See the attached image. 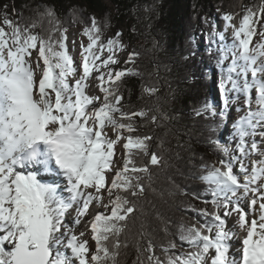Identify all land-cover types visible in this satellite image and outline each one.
Instances as JSON below:
<instances>
[{"label":"snow or ice","instance_id":"1","mask_svg":"<svg viewBox=\"0 0 264 264\" xmlns=\"http://www.w3.org/2000/svg\"><path fill=\"white\" fill-rule=\"evenodd\" d=\"M221 18L232 39L216 31L210 39L219 37L220 94L225 107L242 98L247 109L232 125L235 148L209 137L222 158L201 165L200 179L212 195L198 210L204 221L182 225L181 250L169 240L163 259L152 241L138 244L136 264H264V0L246 6L238 23L229 13ZM81 35L87 43L81 41L77 59L54 8L37 10L26 24L6 12L0 20V264H117L127 247L120 237L136 211L134 198L144 192L142 174L161 162L150 153L152 137L136 134L137 120L147 119L149 110H125L120 91L126 77L139 75V54L129 52L125 66L116 67L125 48L122 33L105 40L94 16ZM142 92L156 89L143 86ZM208 113L216 115L211 102L196 111ZM36 166L44 173L58 169L68 195L38 179ZM73 207L69 227L65 220ZM82 225L85 231L77 234L74 228Z\"/></svg>","mask_w":264,"mask_h":264},{"label":"trees","instance_id":"2","mask_svg":"<svg viewBox=\"0 0 264 264\" xmlns=\"http://www.w3.org/2000/svg\"><path fill=\"white\" fill-rule=\"evenodd\" d=\"M223 1L0 0V19L6 12L21 24L36 18L37 10L43 11L45 6L55 9L66 30L84 27L94 16L105 40L119 31L128 53L139 54L135 61L139 75L126 77L120 91L125 97V110H149L147 119L137 120L136 134L152 137L150 153L156 152L161 162L149 165V173L142 174L144 192L134 198L136 211L120 237L127 247L120 249L117 264H136L138 244L146 247L149 240L161 259L162 247L169 240L178 244V253L180 227L204 221L198 210L206 207L204 201H211L212 195L200 179L205 174L201 165L222 158L209 137L223 142L225 115H220L224 112L221 107L215 116H197L196 111L211 102L212 87H219V37L212 43L210 39L213 31L219 33L213 16ZM257 3L259 0H243V10ZM223 14L220 11L221 17ZM36 31L41 29L37 27ZM198 37L203 40L201 46L196 42ZM123 62L119 68L125 66ZM143 86L155 87V94H144ZM152 115L157 117L155 123ZM148 159L150 154L138 159V166ZM182 248L188 249V245L183 243Z\"/></svg>","mask_w":264,"mask_h":264},{"label":"rangeland","instance_id":"3","mask_svg":"<svg viewBox=\"0 0 264 264\" xmlns=\"http://www.w3.org/2000/svg\"><path fill=\"white\" fill-rule=\"evenodd\" d=\"M242 1L243 0H225V2H222L221 5H220V11L221 13H229V14H233V10H234V7L237 6L238 8H240V10H238L235 14H233V17L235 19V21L238 23V20H239V15H241L242 13V10H243V6H242ZM231 6V7H230ZM233 9L232 11H229ZM220 11H217L215 13V15L213 16V19L216 23V30L217 31H220V32H225V29L222 31V29L224 28L223 26V22L221 21V16H220ZM2 20V19H0ZM78 31L79 35H81V31L83 29V26L81 25H78L72 29H69L71 31H74L76 30ZM69 30H67V34L69 36ZM125 30V27L122 28V31ZM228 31L225 32V35L227 36V42L230 43V38H231V35H228ZM196 42L198 44V46H201L203 44V40L198 37L196 39ZM219 44V38H218V41H217V46ZM71 45V42L69 41L68 39V46ZM70 54H73L71 51H70ZM128 54V50L126 49V47L124 48L123 51H121L120 53H118L117 55V59L120 61V63L116 66L119 68L120 64L125 60L126 56ZM77 57V56H76ZM78 59V58H77ZM230 61H226L225 62V65H227V63H229ZM96 94H99L98 90H96ZM230 97H234V94H230ZM211 103L214 105V109L215 110H218L220 107L221 109L224 110V113H225V122H224V125H223V128H222V138H223V142L226 144L227 142H225L226 140L228 139H231V134L233 132V128H232V125L234 123V121L238 118L237 116H240L242 115V111L240 112H237L236 109L238 107H241V104H243V99L241 98L240 100H235V99H230V103L227 107H225L224 103H223V98L221 97V94H220V90L219 88L213 86L212 87V90H211ZM259 139V137L257 138ZM117 152H118V161L120 163H122V154H123V149L121 148H118L117 149ZM237 167V170H238V165L236 166ZM61 193V195H63V192L59 191ZM107 201L105 200V203ZM104 210V209H103ZM102 212V211H101ZM70 214H73V211L69 210L67 216H66V220H65V223L69 226V223H68V219H69V216ZM234 223V220L233 219H229L228 221V227L231 228L232 225ZM70 227V226H69ZM238 231V230H237ZM88 237L90 238V232H88ZM237 246V244H236ZM239 247V246H237Z\"/></svg>","mask_w":264,"mask_h":264},{"label":"bare ground","instance_id":"4","mask_svg":"<svg viewBox=\"0 0 264 264\" xmlns=\"http://www.w3.org/2000/svg\"><path fill=\"white\" fill-rule=\"evenodd\" d=\"M232 10L233 9H231L229 11H232ZM68 33H69L68 39L71 42V45H69V49L71 50L72 53H74L77 56V58H79V45H80L81 41H83L84 43H87V38L86 37H83V36H80L79 33H78V31H77V29L74 30V31L69 30ZM228 35H231V30L230 29L228 31ZM231 39H232V37L230 38V42H231ZM73 41H75V47L74 48H73ZM241 106H243V104H241ZM252 107L253 108L256 107L254 103H253ZM245 111H247V109L246 108H242V113L243 114H244ZM257 138H258V136H257ZM54 167H55V165H54ZM249 169H250V167H249ZM34 170L35 171H37V170L39 171L40 170V167L39 166H36V168ZM44 175H47V173H44ZM57 177H59V179L61 178L62 181L66 183V179L62 175H59L57 173ZM65 186H66V184H65ZM64 194H65L64 196H67L68 195V193L66 191L64 192ZM73 218H74V214H70L69 219H68V223H69V226L70 227H73V225H72ZM74 230L77 232V234H79L80 231H85V227L82 225V226H80L78 228H74ZM237 246H239V240H237Z\"/></svg>","mask_w":264,"mask_h":264}]
</instances>
